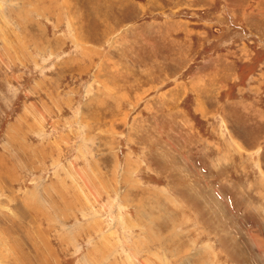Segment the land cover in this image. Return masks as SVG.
I'll return each mask as SVG.
<instances>
[{
    "label": "rangeland",
    "instance_id": "1",
    "mask_svg": "<svg viewBox=\"0 0 264 264\" xmlns=\"http://www.w3.org/2000/svg\"><path fill=\"white\" fill-rule=\"evenodd\" d=\"M0 264H264V0H0Z\"/></svg>",
    "mask_w": 264,
    "mask_h": 264
}]
</instances>
